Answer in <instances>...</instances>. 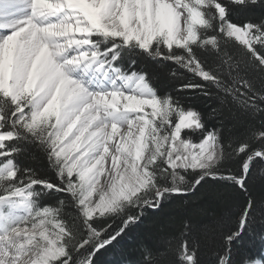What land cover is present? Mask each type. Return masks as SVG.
Returning <instances> with one entry per match:
<instances>
[{
  "label": "snow or ice",
  "instance_id": "6c2138e0",
  "mask_svg": "<svg viewBox=\"0 0 264 264\" xmlns=\"http://www.w3.org/2000/svg\"><path fill=\"white\" fill-rule=\"evenodd\" d=\"M106 253L264 264V0H0V264Z\"/></svg>",
  "mask_w": 264,
  "mask_h": 264
},
{
  "label": "trees",
  "instance_id": "16d2710c",
  "mask_svg": "<svg viewBox=\"0 0 264 264\" xmlns=\"http://www.w3.org/2000/svg\"><path fill=\"white\" fill-rule=\"evenodd\" d=\"M140 235L139 232L133 233L132 238L126 241L128 246H131L134 244L135 239ZM120 258L118 255L114 253H106L103 257H101V264H116V261H118Z\"/></svg>",
  "mask_w": 264,
  "mask_h": 264
}]
</instances>
